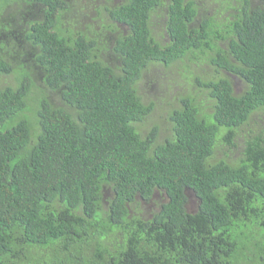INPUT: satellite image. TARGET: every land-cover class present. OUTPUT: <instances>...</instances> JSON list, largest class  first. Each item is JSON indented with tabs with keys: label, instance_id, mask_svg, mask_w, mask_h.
Here are the masks:
<instances>
[{
	"label": "trees",
	"instance_id": "obj_1",
	"mask_svg": "<svg viewBox=\"0 0 264 264\" xmlns=\"http://www.w3.org/2000/svg\"><path fill=\"white\" fill-rule=\"evenodd\" d=\"M201 2L0 0V264H264V0Z\"/></svg>",
	"mask_w": 264,
	"mask_h": 264
},
{
	"label": "rangeland",
	"instance_id": "obj_2",
	"mask_svg": "<svg viewBox=\"0 0 264 264\" xmlns=\"http://www.w3.org/2000/svg\"><path fill=\"white\" fill-rule=\"evenodd\" d=\"M196 1H197L198 4L201 5V3H202L201 1L202 0H196ZM203 1L210 2L211 0H203ZM12 11H13V9L10 10V12H12ZM153 33L155 35H157L158 39H160L162 41H166L167 40V37L165 36V30H164V15L163 14H159V15H157L155 17ZM13 51H15L14 48H13ZM17 53H18V55H20L21 59L24 62L33 63L32 58H30L28 56V51H27L26 47H24V48L19 47L17 49ZM167 78H171L172 82L168 81ZM167 78H166L165 71L162 70V69H157L156 73L155 72H150V71L147 72L146 71L144 73V76L142 77L141 85L149 87L150 84H154L153 82H155L157 87H160L161 89H164V90L168 91L171 94L182 93V92H184L187 89L186 88V79L182 78L179 74L169 73L167 75ZM150 80H153V82H151ZM233 80H234V83H235L236 92H240L239 89L243 85L242 80L240 78H238V77H234ZM156 90H158V89L150 88L146 92L147 96L149 98H151V99H154V100L159 99V98L162 99L163 98L162 92H159V91H156ZM52 98H53L52 101H56V99H57L55 97H52ZM157 115H159V111L156 110L153 113L152 116L155 117ZM243 143H244V139H243V137H240L238 139V141H237V148L233 149L230 152V156L233 158L232 159L233 161L236 160L237 158H239L240 149L242 148ZM155 198L158 201H164L165 200L164 198H162L160 196H156ZM157 204L158 203L154 202V203H151V204L144 205V209H145L146 213L149 214L152 211V209H154L156 207ZM196 207H197V201L194 198V195H190V199H189V203H188V210L190 212H193L196 209Z\"/></svg>",
	"mask_w": 264,
	"mask_h": 264
},
{
	"label": "clouds",
	"instance_id": "obj_3",
	"mask_svg": "<svg viewBox=\"0 0 264 264\" xmlns=\"http://www.w3.org/2000/svg\"><path fill=\"white\" fill-rule=\"evenodd\" d=\"M13 33L15 34V33H16V31H13Z\"/></svg>",
	"mask_w": 264,
	"mask_h": 264
}]
</instances>
